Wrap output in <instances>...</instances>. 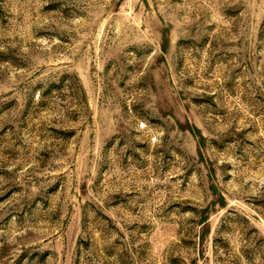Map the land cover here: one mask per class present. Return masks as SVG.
<instances>
[{"label":"rangeland","instance_id":"1","mask_svg":"<svg viewBox=\"0 0 264 264\" xmlns=\"http://www.w3.org/2000/svg\"><path fill=\"white\" fill-rule=\"evenodd\" d=\"M0 264H264V0H0Z\"/></svg>","mask_w":264,"mask_h":264}]
</instances>
